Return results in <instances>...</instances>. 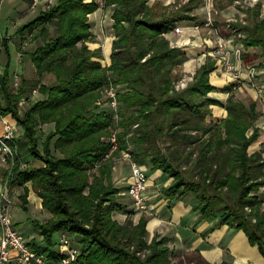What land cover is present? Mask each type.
Masks as SVG:
<instances>
[{"label": "trees", "instance_id": "16d2710c", "mask_svg": "<svg viewBox=\"0 0 264 264\" xmlns=\"http://www.w3.org/2000/svg\"><path fill=\"white\" fill-rule=\"evenodd\" d=\"M203 4L204 0L175 5L105 0L111 6L115 37L110 63L104 66L95 59L101 56L100 49L87 44L93 38L88 15L99 7L95 0H57L40 6L18 29L22 42L28 35L40 39L27 53L37 73L56 76L51 84L23 79L15 88L8 67L0 74V113L11 114L24 131L11 142L17 146V162L20 155L39 160L17 166L11 186L31 181L51 213L46 221L32 219L46 244L29 242L50 260L62 256L56 247L59 241L54 240L59 232L68 234L80 249L81 264H179L169 246L171 237L155 232L149 238L148 216L135 220L134 201L129 206L118 199L119 194L130 195L128 184L116 185L114 160L106 156L114 131L119 151L125 149L137 162L172 177L162 190L165 197L197 200L202 218L217 217L209 231L223 224L243 230L264 257L259 194L264 158L261 151L249 152L260 136L256 101L246 103L234 93L225 103L210 96L211 91H231L235 85L218 88L211 82L217 64L210 55L186 87L175 86L182 77L176 68L190 57L191 46L172 45L166 34L178 23L198 20L193 11ZM230 30L234 42L243 44L241 58L262 59L258 65L264 67L262 2L248 5L247 17L237 15ZM4 48L10 60L9 49ZM110 86L117 90L116 110L108 103ZM36 87L45 97H36L22 111L20 98L31 100ZM104 90L109 109L103 106ZM213 105L227 109L220 122L207 119ZM44 123H53V128L41 142L38 132ZM24 190L22 206L27 209L26 185ZM117 210L126 219L115 217Z\"/></svg>", "mask_w": 264, "mask_h": 264}, {"label": "crops", "instance_id": "0c3cea01", "mask_svg": "<svg viewBox=\"0 0 264 264\" xmlns=\"http://www.w3.org/2000/svg\"><path fill=\"white\" fill-rule=\"evenodd\" d=\"M243 1L246 2L245 7L247 8L248 5H253L258 0ZM259 1L262 2V15H264V0ZM5 2L6 0H0V16L4 11ZM29 5L30 0H16V2L12 4L11 10L7 15L10 14L12 18H16L14 20L15 22L18 20L19 22L21 21V23H24L36 15V11L30 10ZM237 10L242 11L238 8ZM104 15L108 16L107 21L110 25V28L103 27L99 32L93 30L97 39L93 44L95 48L103 47L100 54L101 56L95 57V59L100 60L103 64H109L110 54L112 50V41L115 37V32L111 24L112 18L110 16V8H104L103 16ZM91 17L92 13L90 14V21L93 25H96L98 23L97 19L99 20V16L96 15L94 20H91ZM210 30L213 35H217L216 33H218V30L216 28H211ZM181 33L182 32L176 33L172 30L167 33L166 36L170 39L172 45H187L189 40H191L194 42V46H196H192L191 48H198L197 46H199V42L201 41L199 38L193 40L190 37H183V33ZM225 34L216 36L213 38V40L215 39V42L217 43H220L221 41L224 45L223 49L231 51L230 59L232 63H234L236 70L235 74L233 75L225 73L227 77L221 80L220 85H228L231 83H235V85L233 86V89L231 91L221 93L211 91L209 94L210 96L215 97L224 103L231 93H234L237 97L241 98L245 102L251 100L256 101L257 110L260 112V115L256 120V125L259 127L260 136L257 141L253 142L249 146V152L252 153L255 151H261L264 158V67L258 65L262 59H260L259 61H244L242 58L241 60H238L234 52V47L237 44V42H234V35L227 32ZM3 37L6 38L5 36ZM29 37H32V35H28L27 38L23 42H21V47L18 52L19 54L17 55L19 56L21 65L25 68L26 73L31 72V75L33 76L32 77L24 74V79H37V70L31 57L27 54L28 52H30V50L27 51V46L25 45L26 43L28 44ZM204 41H206V37ZM210 50L207 51V54H209ZM2 55L3 51L2 49H0V58H2ZM192 55L193 53L191 52L190 57L176 68V71L180 72L182 74V77L189 75L187 73V70L191 63L194 61ZM213 58L216 59L217 67H220V69L222 70L220 65V55ZM204 61L205 59L199 62V64L196 66L195 72ZM251 72H253V75H251ZM13 84L16 87L15 83ZM19 84L20 83L18 80V85ZM213 112V117L220 118L224 115L225 108L220 105H215L213 107ZM5 123L14 124L16 123V120L12 117L11 114L0 113V133L3 132ZM23 132V128L19 126L17 138L20 137ZM25 156L26 155H23V157ZM144 166L146 167V171L149 175V184L145 189L146 195L148 197V201L153 204V206H155L153 212L150 213L152 214V217H149L150 220L148 218L147 223L149 238H151L155 232L159 233L160 235H167L171 237L169 246L174 252L173 258L177 263L264 264V257L259 251L258 246L252 245L250 243L249 238L243 230L236 229L235 227H232L228 224H223L215 228L214 230L209 231V229L214 225L217 217H213L210 219L202 218L201 213L197 208V200H191L187 198H174L170 200L169 198L165 197L162 190L170 183L172 177L168 176L167 173L159 168H153L147 165ZM6 169L7 164L2 161V157L0 154V185L3 183L4 177L6 175ZM130 171L131 170L129 163H122L121 165L118 164L114 167L113 174L117 186L124 187V185L128 184L129 178L125 177H128V175H130ZM116 175H118L117 178ZM25 185L29 189L26 195L27 210L32 209L33 213L42 214L45 210L42 204V197L38 194L37 191L34 190L31 181L27 182ZM25 185L17 183L14 184L11 189L14 196V200L11 206L14 225L23 232L29 242L36 241L39 245L44 246L46 243L43 240V236L32 224V219L38 217H29L26 216L25 213H22V195L25 194ZM259 194L263 198L262 209L264 211V186L259 191ZM141 214H143V211H137L135 216L138 215L139 217ZM153 214L155 215L153 216ZM54 240L59 241V238H54ZM57 246L58 243L56 244V247ZM48 264H58V262L51 260Z\"/></svg>", "mask_w": 264, "mask_h": 264}, {"label": "rangeland", "instance_id": "374dc122", "mask_svg": "<svg viewBox=\"0 0 264 264\" xmlns=\"http://www.w3.org/2000/svg\"><path fill=\"white\" fill-rule=\"evenodd\" d=\"M154 1H156V0H149V3L152 4ZM160 1L164 5H166V4L175 5V4H182L184 2H188L189 0H160ZM15 2H16V0H6L4 11H3L2 15L0 16V32H1V35L2 36H5L6 37L5 38L6 39V44L5 43L3 44L2 43V40L0 38V49H2V51H3L2 58H0V67H1V69H2L3 72L8 67L9 68L10 81L12 83H15L16 82L15 79H16V77H18L19 78V83H20L24 79V77H23L24 74H27L29 76H32V75H31V72H27L26 73L25 68L21 65V62L19 60V56L17 55V54H19L18 52H19V49L21 47V42H22L21 37H20V35L18 33V29L21 27V25L23 23H21V21L19 22L18 20L15 22L14 20L16 18L15 19H14V17L12 18L10 14L7 15L10 12V10H11L12 4H14ZM56 2H57V0H54V2L52 4H50L48 2L40 1L39 2V6L36 9H34L33 11H38V8L40 6H41L40 8H42V7H48L50 5H54ZM204 4H205V0H204ZM204 4L201 5L200 7L196 8L193 11L194 13H196L198 15V17H199L198 20H188V21L182 22L183 23L182 24V26H183V29L182 30L183 31H181V32L183 34L182 33L181 34H182L183 37H190L193 40L199 38L201 40L199 42L200 43L199 46H197L198 47L197 49L190 48V53L191 52L193 53L192 56L194 58V61L189 66V68L187 70V73L189 75H192V76L194 75L193 73H195L196 66L199 64V62H201L204 59L205 60L207 59V56L210 54V53L207 54V51L208 50L212 49V51H213V53H214L215 56H219L220 55V54H218L215 51L218 48H220V46H217L218 43L215 42V39L213 40V38L216 37V36L224 35L226 32L229 33V34H232V33H230V31H231L230 28H231L232 23L229 20L230 19H236L237 18V15H239L241 18H246L247 17V11H246L247 8L245 7L246 6V2L245 1H243V2H241V1H234L232 4H230L229 3V0H213V7H214V9L212 11V13H213V15H212V23L206 24V20L208 18V15H207L206 7H205ZM236 7L238 9H241L242 11H238ZM104 8L105 9L110 8V11H111V6L110 7L109 6H106L105 5V1H104V4L102 6L99 5V7L95 11L92 12L91 20H94L96 15L99 16V20L97 19L98 23L96 25H93L92 24V28H93L92 29L93 38H92V40H88L87 41V44H88L89 48H91V49H95V46H94L93 43L96 42V40H97L96 39V35L93 32V30L99 32V31L102 30L101 28H103V27L104 28L105 27L106 28H110L109 27V23L107 21L108 16L105 15L104 18H103V10H104ZM90 14L88 15L89 16V19H90ZM104 20H105V22H104ZM211 28H213V29L216 28L218 30V33H216L217 35H213L211 33V30H210ZM105 31H106V29H105ZM107 35H108V33H107ZM205 37H206V41L207 42L204 41ZM38 42H40V39L39 38L29 37L28 44L27 43L25 44L27 46L26 50L27 51H29V50L31 51V49H33L38 44ZM188 43H187V45H191V47L194 46V42L193 41L189 40ZM210 43H212V44H210ZM5 45L9 49V52H10V55H9L10 56V60L8 59V54L5 51V48H4ZM215 45L217 47H215ZM194 47H196V46H194ZM100 48L99 49H100V54H101V51H102V48L103 47H100ZM210 56H212V54H210ZM212 57H214V56H212ZM257 60L259 61L260 59H257ZM101 64L103 66L104 65H107V64H103L102 62H101ZM226 77H227L226 74L223 72V70L220 69V67H216L211 72V82L214 85H216L218 88H222L224 86V84L223 85H220V83H221V80H223ZM36 78H39L40 81L42 83H44V84H51V83H53L55 81L56 76H55L54 73L47 72L46 71V72H43L41 75H39L37 73V77ZM27 90H29V88H27ZM31 90H33V89H31ZM214 92L221 93V92H226V91H222L220 89H217ZM102 95H103L102 96L103 97V106L106 107L107 109H109V105L107 103V99H106V95H105V90L102 91ZM36 97L37 98H44L45 95H43L41 92H38L37 95H34L31 98V100H29L28 102L27 101L23 102V98H25V96H22L20 98V101H19V107L21 108V110L24 111V109L28 107L29 103L35 101ZM248 102L249 101H246V103H248ZM214 106L215 105L212 106L211 115H208L207 116V119H208V121L220 122V120L227 115V109L225 108V113H224L223 116H221L220 118H215V117L212 116L213 113H214L213 112V107ZM51 128H53V123H50V124H45L44 123V124H42L39 127V132L38 133H39V137H40V141L41 142L44 139V136H45L46 132H48ZM54 152L57 155H62L59 150H55ZM126 152H127V150H125V149H122L120 151L118 149L117 151H115L111 155L112 158H113V160H114V163H115L114 164V167L117 166L118 164L121 165L122 163H128L127 160H126V158L124 157V154ZM22 157L23 156L20 155V161L19 162H16L15 167H14V170H15V168L17 166L20 167L19 165L24 160L28 163V165L29 164H33V163L34 164L39 163V160H33V159H31L29 157V155L28 156L26 155L24 158H22ZM7 167H8V165H7ZM20 168H22V167H20ZM130 174H131V171H130ZM113 176H114V174H113ZM117 176L118 175H116V178H117ZM129 177H130V175H128V177H125V178H129ZM118 199L121 202H124L126 205H129V206L132 205L133 199L130 196H128L127 194H124V195H120L119 194L118 195ZM21 209H23L22 210V213L23 214L25 213L26 216H29V217L35 216V217H38L37 219L38 220H41V221H46L48 219V217L51 216V213L46 208L44 210L45 212L43 211L42 214L33 213V210L32 209L27 210V209H24L23 206H22ZM152 212L153 211H149V212L143 211V214H145L146 216H148V218L149 217L151 218L152 217V214H150V213H152ZM114 215H115V217H117L118 219H121V220L126 219V216H127L126 214L119 213L118 210L114 212ZM154 215L155 214H153V216ZM137 217H138V215L137 216H133V218L135 220L137 219ZM150 218H149V220H150ZM150 234H151V232H150ZM54 238H60V234L56 232L54 234Z\"/></svg>", "mask_w": 264, "mask_h": 264}, {"label": "built area", "instance_id": "2783aa9c", "mask_svg": "<svg viewBox=\"0 0 264 264\" xmlns=\"http://www.w3.org/2000/svg\"><path fill=\"white\" fill-rule=\"evenodd\" d=\"M44 1L52 4L54 0H32L31 9L34 10L39 6V2ZM92 1V0H87ZM100 6L104 4L105 0H95ZM205 7L208 18L206 24L212 23V11L213 0H205ZM105 16V15H104ZM103 16V18H104ZM236 19H230L231 23ZM105 22V20H104ZM183 23H178L173 31L180 33L183 29ZM0 38L4 37L1 35ZM218 42L217 46H220L215 50L220 54L221 68L224 73L235 74L236 67L230 59L231 51L223 49V43ZM215 46V47H217ZM243 49L242 43H237L234 47V52L238 60H241V51ZM212 56L216 57L212 51H209ZM3 71L0 67V74ZM253 75V72H251ZM193 76L186 75L181 77L176 83L175 86L178 89L184 88L187 86ZM15 85H18L19 78L16 77ZM39 92L38 87L34 88L32 91L33 95H37ZM108 97L109 105L116 110L118 107L117 100V90L115 87L110 86L106 90ZM26 101V98H23V102ZM19 130V125L17 123H5L4 130L0 133V154L2 161L7 163L8 169L6 170V175L4 177L3 183L0 185V264H48L51 260L46 253L41 252L31 246L25 235L21 230H19L13 221V216L11 213V206L14 200L12 194L11 179L14 173V167L17 162V146L12 144ZM112 147L107 157L112 155L115 151L119 149V143L117 140V133L114 131L111 135ZM127 162L130 165L131 174L128 180L127 193L133 198L135 209L138 211H153L155 206L148 202V197L146 195V187L149 182V175L146 171V167L137 162L132 154L127 151L124 154ZM28 163L23 161L20 164V167H27ZM58 247L62 253L61 258L57 261L58 264H81L79 261L80 249L77 246L72 245L71 238L68 234L62 233L59 238Z\"/></svg>", "mask_w": 264, "mask_h": 264}]
</instances>
